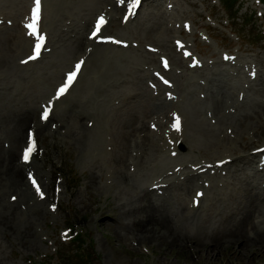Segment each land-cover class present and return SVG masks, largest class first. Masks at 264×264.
<instances>
[{
  "label": "rangeland",
  "instance_id": "374dc122",
  "mask_svg": "<svg viewBox=\"0 0 264 264\" xmlns=\"http://www.w3.org/2000/svg\"><path fill=\"white\" fill-rule=\"evenodd\" d=\"M84 2L41 0L38 29L47 50L29 63L36 39L22 32L27 33L24 22L31 16L32 0H0V176L12 156L21 161L31 134L15 146L10 117L29 113L36 125L46 120L42 116L48 111L57 118H87L93 132L103 125L85 146L78 122L53 123L43 136L31 134L34 152L24 164L29 204L0 180V218L12 204L19 211L13 231L0 229V264H264V249L263 254L219 250L206 256L192 243L172 250L140 244L130 234V213L143 205L138 198L147 192L155 207L190 237L221 233L223 222L242 214L253 215L255 223L264 221V153L250 157L251 163L212 167L222 157L236 158L232 151L247 156L254 148L242 151L244 144H264V0H157L152 5L143 0L130 25H110L94 41L93 28L101 17L86 11ZM157 4L162 8L156 10ZM97 7L105 6L100 2ZM86 35L92 45L75 53V41ZM172 52L175 61L184 62L174 67L182 74L169 73ZM76 63L84 68L78 83L76 77L57 99L58 87ZM84 81L91 85L88 91H81ZM218 101L220 114L213 107ZM101 110L107 115L98 116ZM247 115L254 118L241 129L238 122ZM177 118L182 120L183 143L165 137ZM124 125L139 131L128 150L114 145ZM196 127L207 140L193 132ZM143 132L155 139L146 153L138 147ZM214 142L220 150H214ZM117 156L123 162L115 168L112 159ZM198 163L206 164L207 171L195 175ZM92 173L98 177L94 186L88 183ZM119 174L128 181L119 182ZM162 184L167 187L154 190ZM30 208L40 215L31 216ZM106 213L118 217L117 223L101 226L100 214ZM155 215L153 219L159 217ZM28 225L33 236L24 245L18 233Z\"/></svg>",
  "mask_w": 264,
  "mask_h": 264
},
{
  "label": "bare ground",
  "instance_id": "6f19581e",
  "mask_svg": "<svg viewBox=\"0 0 264 264\" xmlns=\"http://www.w3.org/2000/svg\"><path fill=\"white\" fill-rule=\"evenodd\" d=\"M120 1L121 0H85L84 6L86 8L85 9L86 11L88 12L96 11V13H98L97 15L98 16L100 15V17L103 18L104 22H105V19L108 20V23L106 25L104 23L100 27L99 32L95 35V37H93L92 35L91 39L93 41L95 39L102 38L105 35L108 26L110 25L118 26V27L123 26V25L128 26L132 22L130 20L136 18V14L139 10V7L137 6V8L133 9V3H131V6H129L128 8L126 6V2L129 0H123L122 3H119ZM135 1L138 2L140 0H135ZM146 1L148 2L149 5H152V3L156 2L157 0H146ZM100 2H102V4L105 7L98 8L97 6ZM160 8H162V6L159 4L155 6L156 10ZM42 15L43 14L41 11L40 13L41 20H42ZM46 17H48V15ZM100 19H98V21ZM43 20H44V17H43ZM31 22L32 20L30 16L29 20L25 21L24 23L27 25V24H30ZM24 28L26 27L24 26ZM28 31L30 30L26 28L27 33L22 32V36H26L31 39H37L42 34V31L38 28H37V33L35 36L29 35ZM93 31H94V28H93ZM87 32H89V29H87ZM159 33L162 34V36L164 35L162 31H160ZM87 35L82 38H78L75 41V47H74L75 53L80 54L83 52L84 49L92 45L89 42ZM113 35L117 36V34H113ZM156 36H158V38L161 37V35H156ZM41 37H43L44 39L45 35L43 34V36H40L36 42H38L41 39ZM103 40H106L107 42L109 41V39H103ZM46 47L47 46L44 47L40 55L41 57H43V54L46 52ZM98 48H101V46H98ZM167 52H168V49H167ZM33 53H34V50H33ZM165 55L169 59L171 56L172 61H173L171 63L173 67L168 68L169 73H172L176 70L174 67L178 65H184L183 64L184 62L182 60L175 61L174 59L175 55L173 52L170 54V56H169V53H166ZM211 56H213V54H211ZM191 62L192 61H190V63ZM29 63H33V62H29ZM195 68L202 69L203 64L196 63ZM90 70H91V67H90ZM175 72L177 74H182L178 71H175ZM115 73H117V71H115L114 74ZM105 75L106 76L109 75V72H105ZM79 78H80V73L77 76V79L75 80L74 84L78 83ZM168 81L172 82V80L170 79ZM169 82H165L168 89H170L169 87L170 84L168 85ZM90 87L91 85L85 84V81H84L83 84L81 85V91L82 90L88 91ZM213 107L215 108L214 112L216 114H220L221 109H222V105L220 104V102L218 101L214 103ZM97 114L98 116H103L104 114H106V112L101 110V111H97ZM51 115H49L43 123L36 124V125L32 124L29 113H25L23 116H21L20 118H17L16 120H15V117H10L8 119V125L10 128L9 132L14 137V140H13L14 145L19 146L21 143V140H23L24 137L30 134L29 132H31V134L34 137L43 136L45 132L48 130L50 124H53V123L55 124L64 123L65 126H68L70 122H73L76 125L78 122L79 129L82 130L80 132L84 133L85 135L83 136L84 138L81 142L82 144L81 146H85L86 140L87 138H89L90 134L95 137V136H98V134L101 131H103L102 123L100 124V126L97 128L95 132H93V130L91 131L92 126L89 124V121L87 118H82L78 121L80 116L78 117L65 116L64 118H57ZM261 115L264 116V110L261 113ZM255 116L257 117L258 113H256ZM252 118L254 117H252L251 115H247L243 117L242 119L239 120L238 127H240L241 129H245L247 124L252 120ZM152 124H155V123H152ZM23 127L25 128L24 130H23ZM188 127H189L188 130H190V126ZM238 127L234 126L235 130ZM136 129L138 128H131L129 125H124L122 130L120 131V133L117 135L116 139L114 140V145H117L118 148H121L122 150L127 149L129 147V141H132V139L134 137H137V135L139 134V131H137ZM205 129L210 130L211 128L206 127ZM195 131L197 134L201 135L202 138L207 140L206 134L202 133L201 128L196 127L193 130V132ZM182 132H184V130L182 127V120H180V129L170 130L166 134L165 137L171 141H175V142L178 141L179 143H183L182 138L184 134ZM143 137L144 138L141 141L142 143L138 145V147L139 149L143 151L142 153H146V150L147 151L149 150L148 148L153 147L155 145L154 143L155 139L150 136V133L148 134L146 132H143ZM222 138L223 140H225L226 136H223ZM226 141H229V140L227 139ZM213 145H216L214 147V150H220V148L218 147L219 143L214 142ZM256 147L258 148L262 147V148L259 150H256L255 149ZM230 149H233V148H230ZM250 149H253V150H251L247 156L241 155V154H235L232 151V155H235L236 158L228 160L227 158L222 157L221 164H212V167L227 166L228 168H230L232 165H236V163H242V162L251 163L253 161L252 159L249 160L250 157L252 158L258 157L260 156V154L264 153V144H262V142H257V143L250 142V143H247L241 146L242 151H247ZM229 157L231 156H228V158ZM112 160H113L112 164L115 168L120 167L122 165V162H123L122 156H117L113 158ZM242 164H245V163H242ZM25 166L26 165H24L22 161L18 162V160L14 158V156H12L9 161L8 169L3 173L2 176H0V180H3L9 184L10 188L13 189V191L15 192V195L19 197L21 202H26L27 204H29V201H31L29 197L31 195L29 192L31 190V187L27 184V182H25V174H26V172L24 171ZM206 167H207L206 164L198 163L197 166L193 169V172L195 175L196 174L200 175L201 172H199V170L204 169V171H207ZM97 178L98 177H96V175L92 173L88 178L89 185L94 186V183L96 182ZM234 178H237V177H234ZM117 179L121 183H126L128 181V176H125L124 174H119ZM187 180L188 179L184 180V182L181 185H185V182ZM157 182L160 183L161 181H157ZM239 184H241V182ZM162 185H159L154 190L159 191V189H163L164 187H167V185H164V186ZM250 185L251 184L249 183V186ZM148 194H149L148 192L143 193V196L138 198V200H140L139 202L143 205H140V207H138L137 210H132L130 213L133 219L132 221L133 233H130V234H132V237L134 239H138L140 244L146 245L148 243L150 245L152 243L154 245L159 244L162 247L169 246V248H171L172 250L173 249L183 250V248L187 247L189 244L191 245L192 243L193 247H195V250L205 251L206 256H214L215 253L218 252L219 250H222V251L229 250L231 251L232 255H237V254H241L242 252H248V251H252V254H254V251L256 250H259V252L262 253V249H264V221H261V223H255L254 221L251 220L253 215H251V218H250V214H242L238 218L232 217L230 220L231 222L229 221L223 222V224L221 225L223 226L221 233H212L211 235H204V236L196 235V236L190 237V236H186L180 233L177 230L176 225L174 224V220L168 215L161 213L155 207L156 206L155 203L152 201V198L148 196ZM29 212H30V215L34 217H37L40 215V212L36 209L30 208ZM155 214L159 217H156V219H153ZM100 215L101 217L98 221L100 222L101 226H106V227L111 226L112 224L117 223L118 221V217H115L114 215L107 214V213L104 215L103 214H100ZM18 216H19V211H18L17 205H14V204L10 205L8 210L5 213L3 211V214L1 215L0 229H3L6 232L13 231V225H12L13 219ZM226 222H229V223H227V225H224ZM18 235L20 236L22 243L24 245H27L28 242L30 241V238L33 236V231H32L31 226L30 225L25 226V228L22 229L21 232L18 233ZM204 247L206 248V250L205 249L200 250ZM262 254L260 255L263 256ZM247 255L248 253H244V256H247Z\"/></svg>",
  "mask_w": 264,
  "mask_h": 264
},
{
  "label": "snow or ice",
  "instance_id": "6c2138e0",
  "mask_svg": "<svg viewBox=\"0 0 264 264\" xmlns=\"http://www.w3.org/2000/svg\"><path fill=\"white\" fill-rule=\"evenodd\" d=\"M40 12H41V0H34V7L31 10V20L32 22L30 24L25 25V27L27 29H29V35L35 36L37 33V26L40 20ZM104 20L103 18L100 19L99 23L97 24V28L96 31L93 33V37H95V35L99 32L100 27L103 25ZM41 40H43V37H41ZM116 43H118V41H114ZM40 49H41V45L37 44L34 52L35 55L30 56V59H35L36 56H38L40 54ZM81 68V64L78 63L75 65V70L70 72L66 78V82L64 83L63 87H61L57 93H56V98L59 99L60 97H62L69 89V87L72 85L74 79L76 78V75L78 74L79 70ZM48 117V111H45L43 113L42 119H47ZM179 119H176L175 124L173 125L174 128L176 130H179ZM29 146L26 150V152L24 153V159L27 160L28 156L31 154V152L33 151L34 145L32 144V138H31V134L29 135V140H28ZM33 188L36 190L37 195L41 196V198H43V194L41 193V190L37 184V182L32 179V177H29ZM197 195H201V194H197ZM13 199H15V197H13Z\"/></svg>",
  "mask_w": 264,
  "mask_h": 264
}]
</instances>
